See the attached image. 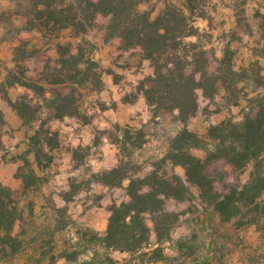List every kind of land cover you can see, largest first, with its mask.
I'll list each match as a JSON object with an SVG mask.
<instances>
[{"label":"rangeland","instance_id":"1","mask_svg":"<svg viewBox=\"0 0 264 264\" xmlns=\"http://www.w3.org/2000/svg\"><path fill=\"white\" fill-rule=\"evenodd\" d=\"M25 2L0 0V108L6 117L0 183L11 186L20 200L23 218L14 233L26 244L14 256L0 252V264H264V220L247 225L250 218L224 219L201 201L196 188L191 199L167 198L168 210L180 215L170 237L160 238L148 215L152 234L144 248L124 251L102 241L112 206L129 199V180L107 186L92 181L93 173L124 158L135 163L133 169H141V176L158 169L186 179V168L167 159L185 124L176 112L155 114L142 90L154 64L141 47L127 48L121 38L105 40L102 26L108 16L99 15L84 36L65 30L61 37H46L22 29L27 24L17 9ZM172 2L187 10V0ZM193 3L187 12L196 35L187 41L208 49L213 67L228 53L236 67L248 69L254 78L240 90V104L228 101L223 90L214 99L199 90L200 110L186 127L206 134L213 124L241 119L264 93L256 86L261 81L264 85V0ZM153 6L156 16L166 5L153 0ZM59 44L80 48L85 60L93 56L99 64L92 70V82L69 88L79 106L77 115L49 116L54 93L68 83L55 74ZM98 72L100 87L93 81ZM35 83L48 87L46 94L29 86ZM24 97L31 100L28 118L33 120L22 118L12 104ZM220 165L233 183L249 177L224 161Z\"/></svg>","mask_w":264,"mask_h":264},{"label":"trees","instance_id":"2","mask_svg":"<svg viewBox=\"0 0 264 264\" xmlns=\"http://www.w3.org/2000/svg\"><path fill=\"white\" fill-rule=\"evenodd\" d=\"M159 1L166 6L156 16L154 6L149 7L153 0H26L17 9L26 20L23 30H38L55 38L61 37L65 30H70V36H84L97 25L99 15L108 16V22L102 26L105 40L121 38L127 48L141 47L144 56L154 64V74L143 82L142 90L155 114L176 112L185 124L167 159L186 168V179L178 173L162 174L158 169L141 176V169H133L135 163L124 158L112 168L93 173L92 181L107 186H121L124 180H129V199L112 206L109 225L102 237L106 245L124 251L139 250L149 243L152 228L147 222L148 215L152 216L158 236L170 237L180 215L168 210L166 200L191 199L196 194L194 188L201 201L213 206L224 219L250 218L247 225L264 220V93L258 94L256 105L241 119L228 118L213 124L206 134L187 128L200 110L199 90L211 99L223 90L228 101L240 104V90L254 78L248 69L236 67L228 53L213 67L209 50L196 41H187L196 35L195 26L189 24L193 17L187 12L194 6V0H187V10L172 0H156ZM58 49L60 67L55 74L57 79L68 83L60 85L54 93L49 116L77 115L79 106L72 90L77 84L92 82V70L98 69L99 64L93 56L85 60L84 51L74 49L71 44H59ZM87 62L89 65L85 67ZM94 77L100 87L99 72ZM261 84L262 81L256 84L257 90L264 88ZM29 86L43 94L48 91L41 84ZM30 101L24 97L12 103L27 121L33 120L28 118L32 114ZM5 125V113L0 108V150L4 147ZM195 149L202 153H196ZM221 161L234 171L249 172L248 179L241 182L238 178L233 183ZM22 218L15 191L0 183V252H6L5 256L26 249L25 240L14 233Z\"/></svg>","mask_w":264,"mask_h":264}]
</instances>
